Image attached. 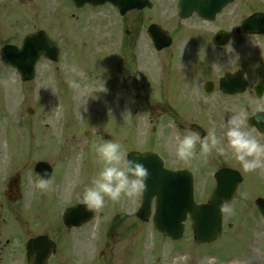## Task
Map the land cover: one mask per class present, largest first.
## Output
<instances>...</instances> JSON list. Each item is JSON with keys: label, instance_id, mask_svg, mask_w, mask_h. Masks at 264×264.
<instances>
[{"label": "rangeland", "instance_id": "1", "mask_svg": "<svg viewBox=\"0 0 264 264\" xmlns=\"http://www.w3.org/2000/svg\"><path fill=\"white\" fill-rule=\"evenodd\" d=\"M24 2L17 5L13 1L0 0V45L6 40L19 43L27 33L42 29L59 40L62 53L56 63L40 60L35 79L28 83L21 82L13 69L0 64V174L12 177L18 173L23 195L21 201L9 202L4 196L7 183L0 177V264H21L20 244L40 233H52L60 243L61 251L52 264L62 261V264H71L68 246L73 247L74 239L67 242L64 230L61 229V233L56 229L60 227L58 217L71 203L84 202V188L92 179L87 178L77 195L68 193V189H74L77 184L76 178L72 180L73 166L88 161L83 172L95 176L103 166L96 147L104 140L121 143L126 153L152 148L162 153L171 166L192 168L196 172L195 198L205 202L213 187L212 174L220 154L213 150L206 159L179 160L169 121H177L181 129L182 124L197 122L206 135L215 128L217 135L222 136L228 117L242 109L247 115L261 109L262 105L249 100V105L233 106L223 102L218 105L217 92L206 94L202 87L205 81L215 82L223 73L238 68L245 71L252 83L264 79V36L235 37L233 44L222 52L212 50L209 45L208 54L195 59L196 62L207 61L206 64L199 69L191 66L192 75L186 87L190 96L184 99L178 95L180 88L176 86L179 69L195 45L202 46L208 40L213 43L217 29L234 32L247 16L264 13V0H235L211 24L195 16L178 21L168 5L170 0H156L161 5L146 11L143 20L156 21L172 29L174 42L170 50L156 53L143 34L137 44L138 70L132 64V50L123 49L126 50L124 55L119 49L121 19L113 9L85 8L76 12L67 0ZM128 18L134 22L136 13L128 14ZM135 24L132 27H136ZM120 59L122 62L116 64ZM73 64L84 73L82 77L68 71L67 66ZM120 72L125 73V78ZM71 79L80 81V90L71 87ZM170 85L177 91L174 89L169 95L167 87ZM66 95H76L80 102L74 109L76 117L68 126L60 119L64 118L62 103L66 98L69 100ZM68 100L66 102L74 104L69 106L73 108L77 101ZM88 107L91 112L85 117L82 112L89 110ZM223 113L226 115L224 131L220 126ZM85 131H90L91 137L85 136ZM223 156L230 162L227 155ZM233 160L232 166H236ZM37 161L50 163L56 175L43 189L42 200L35 199L27 211L31 196L39 195L32 175ZM256 180L248 173L247 180L227 205L231 211H224V236L214 245H194L188 230L178 243H171L155 233L150 222L143 223L134 217L139 205L138 194L135 198L122 197L120 200L106 198L102 208H95L94 223L74 234L77 257L88 258L92 252L90 258H103L104 263L112 264H264V219L257 214L253 196L249 194L257 192L264 196V183ZM52 189L57 200L48 194ZM111 219H117L115 226L114 221L110 223ZM99 234L110 238V242L103 245L98 241ZM9 235L16 240L3 248ZM64 247L68 249L66 252ZM101 248L102 255L99 254Z\"/></svg>", "mask_w": 264, "mask_h": 264}, {"label": "water", "instance_id": "2", "mask_svg": "<svg viewBox=\"0 0 264 264\" xmlns=\"http://www.w3.org/2000/svg\"><path fill=\"white\" fill-rule=\"evenodd\" d=\"M77 4L89 2L99 4L104 1L112 2L121 13L138 6L139 0H74ZM191 1V3H189ZM231 0H180L178 13L186 18L193 11L201 16L212 19L226 3ZM207 2H210L208 5ZM206 5V6H204ZM242 30L247 33H264V14H254L241 24ZM154 46L157 50L169 45L165 32L154 28L149 29ZM163 37V38H162ZM216 39L220 45L226 44L228 33L219 32ZM59 48L46 33L40 31L25 36L20 47L6 45L0 50V59L3 65H9L17 70L21 80L28 81L34 76V65L40 58L53 61L58 59ZM247 83L241 71L235 74H226L220 80V88L228 94L242 92ZM211 83L206 84L205 90L211 91ZM258 97L264 96V85L259 83L255 88ZM252 126L264 132V112L257 113L249 119ZM192 130L204 136L203 131L193 125ZM129 159H137L145 165L150 175L146 181V190L142 192L141 206L137 217L147 221L151 213V202L154 199L155 209L152 223L157 232L168 236L173 241L180 240L184 231L183 222L189 218L193 241L196 244H213L221 236L222 209L221 205L229 202L236 193L241 178L237 172L224 169L216 172V185L206 204H196L193 200V176L186 170L171 171L163 166L162 160L152 153L132 152ZM51 168L47 163L39 162L35 166L37 174L49 177ZM258 208L264 214V201H257ZM93 216L88 205H75L65 209L62 219L66 226L74 227L88 222ZM54 251V244L46 237H37L27 244V264H47L48 257Z\"/></svg>", "mask_w": 264, "mask_h": 264}, {"label": "clouds", "instance_id": "3", "mask_svg": "<svg viewBox=\"0 0 264 264\" xmlns=\"http://www.w3.org/2000/svg\"><path fill=\"white\" fill-rule=\"evenodd\" d=\"M67 68L78 76L84 75L74 64ZM69 83L73 89H81L79 80L71 79ZM246 119L247 113L242 109L225 121L226 131L223 136L217 135L216 129L212 128L203 137L198 131L191 128L181 129L174 120L169 121V127L173 130L176 157L182 161L198 157L206 159L215 150L222 156L229 155L234 158L244 170H264V142L244 127ZM96 151L103 166L84 188L82 198L89 207L99 209L105 205L106 198H135L146 190V181L150 175L148 169L139 160L129 159L121 143L104 140L97 145ZM49 184L50 180L46 176L37 174V188L44 189ZM221 209L231 211L226 203L221 205ZM182 259L186 260L187 257Z\"/></svg>", "mask_w": 264, "mask_h": 264}, {"label": "flooded vegetation", "instance_id": "4", "mask_svg": "<svg viewBox=\"0 0 264 264\" xmlns=\"http://www.w3.org/2000/svg\"><path fill=\"white\" fill-rule=\"evenodd\" d=\"M150 1L152 2V7L148 10H153L154 8L159 7L161 5V4H158L156 2V0H150ZM176 2H177V0H170L168 5L170 6V8H172L174 3L176 4ZM103 7L110 8L108 5H104ZM85 8L95 9V8H91L90 6H86ZM146 11L147 10H145V9H141L138 11H130L121 19V23L124 26L123 27L124 34L122 35V37L125 39V45L127 47L132 48L133 46H135L136 42H138L140 39H142L143 34L147 37L146 29H147L148 25L155 22V21H149V20L144 22L143 15H144V13H146ZM129 13H132V14L136 13V20H134V22L128 21V20H130L128 18ZM133 23H136L135 24L136 27H132ZM207 44H209V40H208V43H206L202 46L195 45L192 48V53L186 57L187 60H186L185 64L179 69L178 83L176 85L180 88L179 94L183 96V99L186 96H190V94L186 93V87L189 84L188 80L191 79V75H192L191 66L192 67L195 66L196 69H199L200 67L205 65L207 62V61H203V62H199V61L196 62L195 61L196 57H203V56H206L208 54L209 49H208ZM215 45H213V44L210 45L212 47L211 49H222V47H219L217 45L215 46ZM196 71H194V73ZM180 81H181V83L179 84ZM254 85H251L243 94L236 95V96H227V95H224L223 93H221L220 91H218L219 98L216 99L218 101V105L220 104V102L226 103L228 105H233V106L242 105V104L249 105V101H255V102H258L259 104L264 105V98L263 99L255 98L254 93H253V89H252L253 88L252 86H254ZM223 110H225V109L223 108ZM222 115H223V117L226 116L224 113ZM248 130H249V128H248ZM250 131L254 133L253 135H255L256 137H259L260 140L262 142H264V135L259 134L257 131H255L253 129H250ZM227 156H228L230 162H226L224 156H222V155L218 156V160H219L218 168L231 167V168H235V169L241 171L242 173H244V171H245L247 174L248 173L252 174V172H247L246 170H244L240 166L239 162H237L235 159L233 161H234V164L236 166L235 167L232 166V157L229 155H227ZM230 163H231V166L229 165ZM242 170H244V171H242ZM256 171H259L258 175H261V176L254 177L253 174H252V176L254 178H257L256 181L264 183V176H263L264 170L257 169ZM71 231L72 230L64 229V234L65 233L69 234ZM11 237H12V235H9V238H6L4 240L3 248H6L7 246L11 245V243H10ZM12 263L14 264V262H12Z\"/></svg>", "mask_w": 264, "mask_h": 264}]
</instances>
